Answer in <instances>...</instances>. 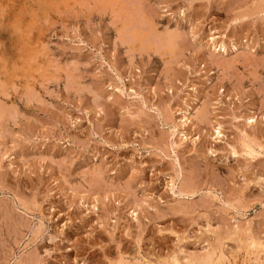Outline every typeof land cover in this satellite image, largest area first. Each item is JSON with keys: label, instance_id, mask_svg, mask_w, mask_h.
<instances>
[{"label": "rangeland", "instance_id": "obj_1", "mask_svg": "<svg viewBox=\"0 0 264 264\" xmlns=\"http://www.w3.org/2000/svg\"><path fill=\"white\" fill-rule=\"evenodd\" d=\"M263 178L264 0H0V264H264Z\"/></svg>", "mask_w": 264, "mask_h": 264}, {"label": "bare ground", "instance_id": "obj_2", "mask_svg": "<svg viewBox=\"0 0 264 264\" xmlns=\"http://www.w3.org/2000/svg\"><path fill=\"white\" fill-rule=\"evenodd\" d=\"M140 25V24H139ZM133 26V25H132ZM132 26H130L129 28H131ZM156 32V31H155ZM157 33V32H156ZM149 35H151V34H149ZM164 36V35H163ZM168 36V35H167ZM169 36H171V37H169ZM167 38H169V41L168 42H172L171 40H172V35H169ZM178 36V35H177ZM160 37V36H159ZM127 38V37H126ZM161 38V37H160ZM145 40V39H144ZM162 40H164V39H162ZM176 41V34H174V41L173 42H175ZM164 43V42H163ZM170 45V47L173 45L172 43H170L169 44ZM174 45H175V43H174ZM168 47V46H167ZM136 49V48H135ZM143 49H144V47H143ZM214 49V48H213ZM215 49H217L218 51H222V52H225L226 51V45L224 44V43H221L220 45H218V46H216L215 47ZM134 50V49H133ZM145 50V49H144ZM254 117L255 116H253V118L251 119V120H253L254 119ZM250 118V117H249ZM183 119H184V122L185 123H187V121H189V117H187V113H184V116H183ZM218 135H220L221 134V131L218 129L217 130V132H216ZM185 135V134H184ZM186 137V136H185ZM183 138V137H182ZM187 138V137H186ZM249 144V143H248ZM247 148V147H246ZM236 151V150H235ZM249 151V150H248ZM250 152H252V150L250 151ZM236 153V152H235ZM249 153V152H248ZM252 153H254V152H252ZM255 154V153H254ZM251 156V155H250ZM254 156V155H253ZM259 177V176H258ZM264 179V178H263ZM247 227V226H246ZM237 231V229L235 230V232ZM172 232V231H171ZM243 233V232H242ZM247 233V232H246ZM232 236L233 235H235V234H231ZM243 236V235H242ZM250 236V235H249ZM251 237H249V239H250ZM237 239H239V238H237ZM236 239V240H237ZM243 239V238H242ZM245 239V238H244ZM244 239H243V241H244ZM234 240V239H233ZM248 240V239H247ZM252 240H253V238H252ZM251 240V241H252ZM247 242V241H246ZM255 242V241H254ZM235 244H238V243H235ZM246 244V243H245ZM244 244V245H245ZM250 244H253V243H250ZM254 245V244H253ZM255 245H257L256 244V242H255ZM242 247V246H241ZM254 248V247H253ZM260 248V247H259ZM255 249V248H254ZM262 250V249H261ZM261 252H263V251H261ZM257 253H259V252H257ZM262 256V255H261ZM255 257H256V255H255ZM219 258V257H218ZM222 258V257H221ZM224 258V257H223ZM254 258V257H253ZM225 259V258H224ZM147 261V260H146ZM149 261V260H148ZM154 261V260H153ZM224 261V260H223ZM164 262H165V260H164ZM179 262V261H178ZM218 263H220V261L218 262ZM165 264H167V261H166V263ZM178 264V263H177ZM224 264V263H223ZM248 264V263H247ZM251 264V263H250ZM253 264V263H252Z\"/></svg>", "mask_w": 264, "mask_h": 264}]
</instances>
